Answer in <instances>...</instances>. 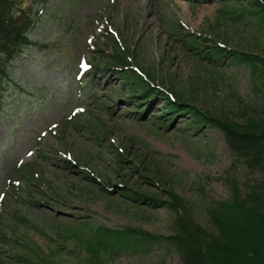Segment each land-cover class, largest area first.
<instances>
[{
    "label": "rangeland",
    "instance_id": "obj_1",
    "mask_svg": "<svg viewBox=\"0 0 264 264\" xmlns=\"http://www.w3.org/2000/svg\"><path fill=\"white\" fill-rule=\"evenodd\" d=\"M255 1L264 0L16 1L34 5L36 22L0 83V264H97L67 232L129 226L166 236L184 209L171 195L207 226L208 205L261 177L191 112L233 123L262 113L257 74L232 60L264 56V27L246 9ZM114 40L149 76L152 97L103 67ZM166 93L183 94L179 107L169 110ZM130 189L156 203L131 201ZM110 254L99 260L183 264L162 238Z\"/></svg>",
    "mask_w": 264,
    "mask_h": 264
},
{
    "label": "trees",
    "instance_id": "obj_2",
    "mask_svg": "<svg viewBox=\"0 0 264 264\" xmlns=\"http://www.w3.org/2000/svg\"><path fill=\"white\" fill-rule=\"evenodd\" d=\"M16 1L0 0V83L3 77L7 76L11 61L19 55L23 47L33 43L29 31L36 22L34 5L23 9L21 2ZM246 9L255 17L260 27H264V1L250 2ZM212 55L214 58L224 56L220 48L215 49ZM107 57L104 63L120 65L123 71L121 78L132 86L133 93L149 98L155 94V85L152 82L131 68L127 69V58L117 41H113L112 51ZM232 60L248 65L252 74H257L258 80L254 87L262 91L264 100V56L233 52ZM182 96L180 93L176 99H171L165 94L164 100L170 105L169 110L174 108L176 103L179 107ZM191 112L198 125H216L222 132L232 156L241 160L248 171L258 172L261 177L243 194L234 186L229 200L208 205L205 209L207 226L199 224L182 202L171 195V205L175 208L183 206L184 209L181 208L182 211L173 221L172 233L166 236H155L140 228L129 226L121 229L99 226L94 228L89 236H86V233L90 227L67 232V237L74 236L78 242L84 243V248L93 259L92 263L95 261L97 264H103L98 255L101 250H109L112 256L121 250H135L137 245H146L148 241L162 238L178 252L183 264H264V109L255 118H247L242 123H233L223 118L210 120L196 109ZM125 196L137 203L143 201L151 206L156 203L154 197L132 189L126 190ZM84 226L87 227V224Z\"/></svg>",
    "mask_w": 264,
    "mask_h": 264
},
{
    "label": "bare ground",
    "instance_id": "obj_3",
    "mask_svg": "<svg viewBox=\"0 0 264 264\" xmlns=\"http://www.w3.org/2000/svg\"><path fill=\"white\" fill-rule=\"evenodd\" d=\"M155 107H156V105L151 104V110H152L153 108H155Z\"/></svg>",
    "mask_w": 264,
    "mask_h": 264
}]
</instances>
